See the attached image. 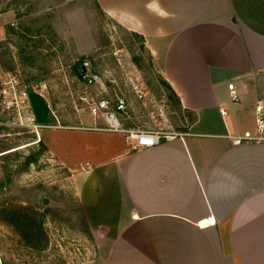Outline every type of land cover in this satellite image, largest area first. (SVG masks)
<instances>
[{"label": "crops", "instance_id": "crops-1", "mask_svg": "<svg viewBox=\"0 0 264 264\" xmlns=\"http://www.w3.org/2000/svg\"><path fill=\"white\" fill-rule=\"evenodd\" d=\"M92 1L142 37L183 109L178 131L188 134L131 152L122 135L104 132L110 141L91 145L88 167H66L87 222L91 209L99 225L90 226L103 263L264 264V142H239L256 136L264 99V0ZM110 171L121 210L107 217L97 189Z\"/></svg>", "mask_w": 264, "mask_h": 264}, {"label": "rangeland", "instance_id": "rangeland-1", "mask_svg": "<svg viewBox=\"0 0 264 264\" xmlns=\"http://www.w3.org/2000/svg\"><path fill=\"white\" fill-rule=\"evenodd\" d=\"M137 59L141 68L135 65ZM85 62L102 75L110 94L127 95L129 77L145 85L147 97L135 103L133 124L179 130L183 109L149 69L141 38L116 24L92 0H0V77L11 73L32 85L48 84L45 96L51 108L45 97L29 92L39 124H92L81 98L86 91L95 97L100 89L85 88L79 80ZM109 135L46 128L42 141L35 143L36 137L28 133L0 128V264H105L107 252L91 231L99 225L91 209L87 213L93 225L87 222L74 173L66 167H88L85 163H91L96 150L91 145L110 141ZM45 145L55 149L57 160ZM69 154L72 159L67 160ZM114 183L110 171L97 189L98 209L107 217L121 210Z\"/></svg>", "mask_w": 264, "mask_h": 264}, {"label": "built area", "instance_id": "built-area-1", "mask_svg": "<svg viewBox=\"0 0 264 264\" xmlns=\"http://www.w3.org/2000/svg\"><path fill=\"white\" fill-rule=\"evenodd\" d=\"M79 80L85 88L99 87V95L93 97L87 91L81 98L88 105V111L93 119L86 129L117 133L125 138V142L131 152H139L147 148H153L165 142L175 139H183L187 133L174 130L170 125L163 128H144L133 124L135 103H143L147 97L145 85L139 80L129 77L126 79L127 95L109 93L103 82L102 75L90 67L89 62L82 64ZM45 97L48 92L47 83L32 85L27 83L17 74L4 73L0 77V128H8L28 133L36 137L35 143H40L41 133L46 128H63L59 123L54 126L39 124L34 115L29 92ZM230 100L238 103L240 94L233 83L228 85ZM49 104V102H48ZM50 106V104H49ZM51 108V106H50ZM256 136L246 133L239 139L248 143L264 142V99H259L255 106ZM74 128V127H72ZM84 129V126L80 127Z\"/></svg>", "mask_w": 264, "mask_h": 264}, {"label": "trees", "instance_id": "trees-1", "mask_svg": "<svg viewBox=\"0 0 264 264\" xmlns=\"http://www.w3.org/2000/svg\"><path fill=\"white\" fill-rule=\"evenodd\" d=\"M141 38V42H142V44H143V46H144V41H143V39H142V37H140ZM145 51L147 52V50L145 49ZM147 54H148V52H147ZM148 65H149V69L152 71L153 70V65H152V61H151V56L148 54ZM135 65L136 66H138L139 68H141L140 67V61L137 59V60H135ZM81 69H82V65H80V68H79V74H80V72H81ZM78 74V73H77ZM78 74V75H79ZM161 79V78H160ZM161 81H162V79H161ZM163 84L165 85V87L173 94V92H172V90H171V88L163 81ZM174 95V94H173Z\"/></svg>", "mask_w": 264, "mask_h": 264}, {"label": "water", "instance_id": "water-1", "mask_svg": "<svg viewBox=\"0 0 264 264\" xmlns=\"http://www.w3.org/2000/svg\"><path fill=\"white\" fill-rule=\"evenodd\" d=\"M1 156V155H0ZM45 204H47V201L44 202Z\"/></svg>", "mask_w": 264, "mask_h": 264}]
</instances>
